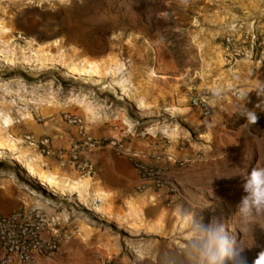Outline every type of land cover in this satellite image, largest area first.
<instances>
[{
    "label": "rangeland",
    "instance_id": "374dc122",
    "mask_svg": "<svg viewBox=\"0 0 264 264\" xmlns=\"http://www.w3.org/2000/svg\"><path fill=\"white\" fill-rule=\"evenodd\" d=\"M198 91L209 95L210 119L188 105ZM259 92L264 0H0V183L48 204L22 166L45 177L38 173L51 156L27 137L52 145L69 137L66 114L94 137L126 133L148 155L186 159L171 169V221L138 235L112 229L94 243L65 238L38 264H210L215 229L254 264L264 251V206L245 204L243 185L264 167V129L232 128L231 118ZM77 218L90 226L82 212Z\"/></svg>",
    "mask_w": 264,
    "mask_h": 264
},
{
    "label": "crops",
    "instance_id": "0c3cea01",
    "mask_svg": "<svg viewBox=\"0 0 264 264\" xmlns=\"http://www.w3.org/2000/svg\"><path fill=\"white\" fill-rule=\"evenodd\" d=\"M256 94L263 105V111L258 110L264 113V93L263 97L260 92ZM108 136L122 148L118 150L111 145L98 148L93 157L95 166L91 175H81L72 167L47 157L45 173L38 174L49 177L52 186L46 188L35 182L46 193L50 206L43 207L26 193L0 183V212H12L23 204L26 208L34 205L41 207L55 219L60 236L77 243L100 242L99 239L107 238L112 229L115 233L113 237L118 234L138 235L158 222L171 221L178 215L174 202L167 201L163 190L151 187L139 189L142 181L128 157L132 154L148 164H156L155 154H146L141 140L132 135H118L113 131ZM68 140L63 132L55 136L53 145L67 146ZM95 199L99 200L96 204ZM55 202L66 206L68 212H53ZM79 212L91 222L90 226L77 218Z\"/></svg>",
    "mask_w": 264,
    "mask_h": 264
},
{
    "label": "built area",
    "instance_id": "2783aa9c",
    "mask_svg": "<svg viewBox=\"0 0 264 264\" xmlns=\"http://www.w3.org/2000/svg\"><path fill=\"white\" fill-rule=\"evenodd\" d=\"M234 96L242 99L239 91H235ZM187 101L189 107L200 112L203 120L211 118V103L207 92H190ZM64 118L70 134L67 146L55 147L48 138L28 136L27 139L45 155L72 167L81 175L94 172L93 157L98 148L106 145L118 150L122 148L114 140L89 134L78 117L66 114ZM128 157L142 181L139 189L151 187L163 190L167 199L177 195V184L171 177V169L176 163L181 166L186 159H172L165 151L155 153L154 158L158 161L156 164H148L136 155L130 154ZM29 193L34 195L33 191ZM98 202L95 199L94 204ZM63 239L65 236H60L55 219L40 207L22 206L9 213L0 212V264H38L49 260L58 251Z\"/></svg>",
    "mask_w": 264,
    "mask_h": 264
},
{
    "label": "clouds",
    "instance_id": "9594fccd",
    "mask_svg": "<svg viewBox=\"0 0 264 264\" xmlns=\"http://www.w3.org/2000/svg\"><path fill=\"white\" fill-rule=\"evenodd\" d=\"M246 118L250 124L258 122V116L254 112H247ZM244 191L248 193L245 204L251 201L255 206H264V167H254L248 174L244 182ZM211 245L209 248L210 264H217L227 258L231 264H247L246 256L239 250L233 249L229 244L228 238L218 229L210 231ZM254 264H264V251L258 253Z\"/></svg>",
    "mask_w": 264,
    "mask_h": 264
},
{
    "label": "trees",
    "instance_id": "16d2710c",
    "mask_svg": "<svg viewBox=\"0 0 264 264\" xmlns=\"http://www.w3.org/2000/svg\"><path fill=\"white\" fill-rule=\"evenodd\" d=\"M249 95L247 94L245 96L244 100V109L238 110L235 115L232 116L231 122L232 128H235L237 126L242 125L243 123L248 124V129L250 130L251 133L256 134L262 129H264V113L260 112L257 108L256 105L254 104L255 101L258 100L259 96L256 93L251 94V98L254 100V102L250 103V99L248 97ZM255 109V110H254ZM249 110H254L253 112L258 116V122L255 124H250L246 118V114ZM4 165L0 163V169H3ZM18 175V174H17Z\"/></svg>",
    "mask_w": 264,
    "mask_h": 264
},
{
    "label": "bare ground",
    "instance_id": "6f19581e",
    "mask_svg": "<svg viewBox=\"0 0 264 264\" xmlns=\"http://www.w3.org/2000/svg\"><path fill=\"white\" fill-rule=\"evenodd\" d=\"M84 115H85V114H84ZM21 165H22V164H21ZM22 167L25 169V171H26V175H27L28 178L37 181L42 187H46V188H50V187H51L52 182H51V180H50L49 177H47V176H45V177H39V176L36 174V172H34V171L32 170V168H30V167H26V166H22ZM25 171H24V172H25ZM24 174H25V173H24ZM36 201H37V203H39V205H42L43 207H46L45 204H43V202H41V201H39V200H37V199H36Z\"/></svg>",
    "mask_w": 264,
    "mask_h": 264
}]
</instances>
